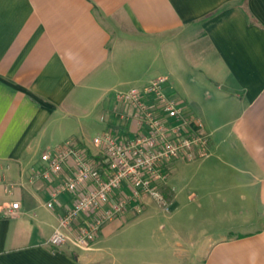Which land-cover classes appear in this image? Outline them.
Segmentation results:
<instances>
[{"label":"crops","instance_id":"obj_1","mask_svg":"<svg viewBox=\"0 0 264 264\" xmlns=\"http://www.w3.org/2000/svg\"><path fill=\"white\" fill-rule=\"evenodd\" d=\"M180 40L188 62L168 79L209 156L185 162L176 186L171 164L169 218L184 212L187 224L154 242L151 264H264V0H0V264H120L105 261L103 240L132 216L108 222L88 250L52 247L70 197L47 209L36 171L65 141L90 150L72 126L98 108L104 132L119 130L113 113L127 109L111 88L144 89L160 77L145 57Z\"/></svg>","mask_w":264,"mask_h":264},{"label":"built area","instance_id":"obj_2","mask_svg":"<svg viewBox=\"0 0 264 264\" xmlns=\"http://www.w3.org/2000/svg\"><path fill=\"white\" fill-rule=\"evenodd\" d=\"M114 98L127 109L113 113L119 130L95 137L90 150L69 140L41 156L36 174L50 185L46 208L52 210L61 195L71 202L49 238L52 247L69 243L88 250L108 222L140 215L147 199L168 212L160 191L168 167L209 156L208 135L175 97L167 77L144 89L116 92ZM18 208L12 203L11 215Z\"/></svg>","mask_w":264,"mask_h":264},{"label":"rangeland","instance_id":"obj_3","mask_svg":"<svg viewBox=\"0 0 264 264\" xmlns=\"http://www.w3.org/2000/svg\"><path fill=\"white\" fill-rule=\"evenodd\" d=\"M133 43L134 45H139L137 41ZM180 43H182L181 40L172 45L166 43L162 44L160 54L157 52L156 62H154V54L145 57L144 62H146V64L152 63V65L157 69L154 70L157 74L156 76L170 77V71L171 69H175V66L185 69L188 57L184 55ZM169 46H171V48L173 47L175 50L174 53H176L173 54V56H175V61L172 63L170 62L171 53ZM155 49H159V47ZM139 86L142 85L130 82L113 86L111 90H113V94L115 95L116 92L129 91L135 87L139 88ZM110 95L111 93L108 96ZM89 98L90 97H88V100ZM88 103H90V100ZM99 111L100 110L98 108L96 112L88 113L86 118L79 121L76 120V125L74 127L72 126L74 134H76L80 140L85 141L90 148H93L92 140L95 137L102 135L105 130V123L100 120L101 114ZM63 138V135H58L56 137L58 140H62ZM184 163L185 162L183 161L177 163V172L175 173L174 178L171 179V184L176 186L184 182L185 177H187V168ZM146 203L147 204L143 213L140 216L138 215L135 216V218L132 217L131 219L126 220L123 223V227L119 228V231L114 233L108 240H103V246H107L106 250H108L106 251L107 258L105 261L110 262L111 259L117 258L120 264H151L153 261L159 260L158 258H155L156 256H154V242L158 240L164 241L165 237L161 235L164 233H170L168 232V229H170L171 226L176 224L181 225V227L186 226L187 215L184 212L178 217V221L175 222L174 218L173 220L169 218L172 216V209L170 207L168 208V212H165L150 199H147ZM162 225L167 227V231H159V227ZM195 232L197 234L201 231L199 232L195 229Z\"/></svg>","mask_w":264,"mask_h":264},{"label":"trees","instance_id":"obj_4","mask_svg":"<svg viewBox=\"0 0 264 264\" xmlns=\"http://www.w3.org/2000/svg\"><path fill=\"white\" fill-rule=\"evenodd\" d=\"M167 172H168V178H169V176H170V166L168 167ZM160 191L162 192L163 197L166 200H169V198H170L169 192L170 191L168 189H166V188H163V186L160 188Z\"/></svg>","mask_w":264,"mask_h":264},{"label":"water","instance_id":"obj_5","mask_svg":"<svg viewBox=\"0 0 264 264\" xmlns=\"http://www.w3.org/2000/svg\"><path fill=\"white\" fill-rule=\"evenodd\" d=\"M225 89V88H224ZM229 91H231V90H229Z\"/></svg>","mask_w":264,"mask_h":264}]
</instances>
